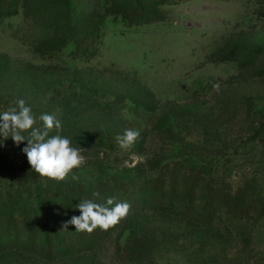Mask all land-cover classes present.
I'll use <instances>...</instances> for the list:
<instances>
[{
	"label": "rangeland",
	"instance_id": "374dc122",
	"mask_svg": "<svg viewBox=\"0 0 264 264\" xmlns=\"http://www.w3.org/2000/svg\"><path fill=\"white\" fill-rule=\"evenodd\" d=\"M5 2L0 112L23 99L56 114L85 163L56 182L27 139L0 144V264H264V0ZM126 129L140 133L127 151ZM159 178L166 196L197 183L231 197L213 225L150 205L107 231L64 229L80 201L129 203L126 189L142 205Z\"/></svg>",
	"mask_w": 264,
	"mask_h": 264
},
{
	"label": "clouds",
	"instance_id": "9594fccd",
	"mask_svg": "<svg viewBox=\"0 0 264 264\" xmlns=\"http://www.w3.org/2000/svg\"><path fill=\"white\" fill-rule=\"evenodd\" d=\"M220 87L219 83L213 84L216 92H219ZM61 131L62 121L56 114L43 113L36 117L23 99H18L15 106L0 112V137L3 138L0 144L9 137L17 145L27 139V145L22 151L31 169L40 177L56 182L66 181L69 176L72 180L78 179L75 170L85 163L80 149L73 147L70 139L60 135ZM52 132L56 134L50 135ZM23 133H28V136ZM139 135L136 130L126 129L115 139L119 148L127 151L132 148ZM76 207L81 214L67 221L64 229L71 224L75 226V231L90 234L97 228L107 231L117 225L127 217L131 205L127 202H115V197H109L106 205L85 199Z\"/></svg>",
	"mask_w": 264,
	"mask_h": 264
},
{
	"label": "trees",
	"instance_id": "16d2710c",
	"mask_svg": "<svg viewBox=\"0 0 264 264\" xmlns=\"http://www.w3.org/2000/svg\"><path fill=\"white\" fill-rule=\"evenodd\" d=\"M10 6H8V3L5 2V0H0V20L10 17L14 15V11H10ZM170 173V172H169ZM184 177H182L183 180ZM159 184L161 185V188L158 189ZM169 184V183H168ZM142 186V185H141ZM146 186L148 190L151 192L155 190V194L153 196L152 201L148 203H144L141 205V203H133V194L130 195L127 194V190L123 191V197L125 199H128V202H131V208L129 213L133 212H141L145 207L152 206V210L162 209L170 211V213L178 212L181 215L187 217L189 220L201 223L204 225H213L217 219L219 218V215L221 213V210L223 209L224 205H219L218 202H222V200L230 199L231 193H227L223 195L221 192L215 190L213 187H205L201 184L195 183L193 186L185 188V185L181 187V189L186 194L183 195H175V196H166L165 194L168 192V190L171 188L169 185H167L166 180L162 179H153L146 181ZM128 185H126L125 188H127ZM122 190V189H119ZM204 191V193H203ZM207 196L204 198H201L202 195ZM135 195V194H134ZM97 203V202H96ZM259 210V207L254 209V211L250 210H242L237 213V215L234 217L235 219L239 220H247L251 218V214L254 212H257ZM45 213L44 211H42ZM43 234V233H42ZM97 233H94L91 235L92 241L96 239ZM47 231L45 233V237H47ZM37 240V239H36ZM33 240V244L39 245V247L47 248L50 244L49 241L47 243L43 241H36ZM31 241V239H30ZM55 253H51V257L55 254L60 253V249L57 250H51ZM58 252V253H56ZM56 256V255H55Z\"/></svg>",
	"mask_w": 264,
	"mask_h": 264
}]
</instances>
